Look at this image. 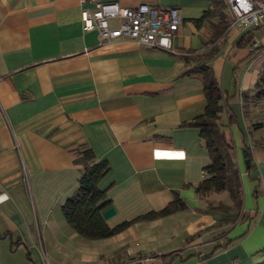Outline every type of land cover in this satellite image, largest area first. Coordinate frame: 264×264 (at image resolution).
<instances>
[{
    "label": "crops",
    "instance_id": "obj_1",
    "mask_svg": "<svg viewBox=\"0 0 264 264\" xmlns=\"http://www.w3.org/2000/svg\"><path fill=\"white\" fill-rule=\"evenodd\" d=\"M100 1L178 9L177 54L125 39L101 43L82 30L81 9L91 3L0 0V264H58V245L72 264H102L108 246L129 243L136 250L114 264L133 255L150 258L142 264L264 263V149L252 143L264 130L248 131L241 102L264 67V22L234 25L228 0ZM200 61L227 102L220 122L241 178L239 217L207 208L230 206L227 193L195 192L210 162L191 124L207 105L192 69ZM81 145L109 166L98 184L115 209L106 224L131 221L109 243L82 237L60 210L77 188ZM177 197L183 209L136 219Z\"/></svg>",
    "mask_w": 264,
    "mask_h": 264
},
{
    "label": "trees",
    "instance_id": "obj_2",
    "mask_svg": "<svg viewBox=\"0 0 264 264\" xmlns=\"http://www.w3.org/2000/svg\"><path fill=\"white\" fill-rule=\"evenodd\" d=\"M208 15L209 12L205 14V17ZM199 63L192 69L202 74L207 105L203 114L194 118L191 124L198 128L199 135L208 150L210 162L204 167V179L196 187L195 192L199 198L203 199H207L210 194L227 193L230 206L219 203L213 207L214 204L208 201L207 208H230L235 211L236 217H239L243 202L242 183L234 161V146L231 140L227 139L220 122L222 111L224 109L228 111L227 102L211 67L207 62L200 61ZM192 69L188 67L185 71L189 73ZM241 102L243 116L249 124L248 131L253 133L264 130V67H262L255 85L241 93ZM252 143L254 146L264 149V136L254 139ZM247 160L246 167L250 171L252 164L249 157ZM74 163L80 168V177L74 194L60 208L65 221L74 231L87 239H105L122 232L130 225L131 221L109 227L101 214L105 208L111 206V202L107 198V189L98 187L99 182L109 171L108 164L105 161H97L92 149L86 145L79 147ZM184 206L182 200L177 197L164 209L158 212H149L136 219L148 220L166 216L183 209Z\"/></svg>",
    "mask_w": 264,
    "mask_h": 264
},
{
    "label": "built area",
    "instance_id": "obj_3",
    "mask_svg": "<svg viewBox=\"0 0 264 264\" xmlns=\"http://www.w3.org/2000/svg\"><path fill=\"white\" fill-rule=\"evenodd\" d=\"M80 2L93 5L92 9L86 7L81 9L82 30L96 31L101 43L125 39L177 54L173 39L182 22L178 9L154 7L147 3L128 8L118 3H103L100 0ZM228 7L234 16V25L256 27L264 22V0H228ZM113 19L118 24L110 27L109 22ZM256 48L257 44L253 43L252 49ZM24 171L26 172L25 169ZM147 261L149 258L137 256L118 264H142Z\"/></svg>",
    "mask_w": 264,
    "mask_h": 264
},
{
    "label": "rangeland",
    "instance_id": "obj_4",
    "mask_svg": "<svg viewBox=\"0 0 264 264\" xmlns=\"http://www.w3.org/2000/svg\"><path fill=\"white\" fill-rule=\"evenodd\" d=\"M53 214H54V210H53ZM61 228L65 229L66 226L63 225V226H61ZM123 238H125V234H123ZM114 239H118V238L110 237V238L103 239L102 241H103V243H105V241H107V243H109V241H115ZM62 240L63 241H69V239H62ZM84 241H85V239H84ZM88 241L92 242L93 240H87V242ZM58 247H59V249L55 250V252L52 255L53 258H55L58 261V264H72L73 259L70 258L69 255H67L65 253V251L61 250V247H64V245H58ZM130 250H132L133 252L136 250L133 243L126 244V246H122L118 249L117 248L111 249L108 246L106 252L104 253V255L102 257V264H114V263L118 262V260L121 257H126V256L128 257L130 254ZM137 256H139V255H133L131 258H128L125 260H132ZM140 257H142V256H140ZM147 258H149V257H147ZM75 264H77V263H75ZM84 264H89V263H84Z\"/></svg>",
    "mask_w": 264,
    "mask_h": 264
},
{
    "label": "water",
    "instance_id": "obj_5",
    "mask_svg": "<svg viewBox=\"0 0 264 264\" xmlns=\"http://www.w3.org/2000/svg\"><path fill=\"white\" fill-rule=\"evenodd\" d=\"M243 155L246 156L245 153H243ZM245 164H246V165L248 164V160H247V159H245ZM114 213H115V209H114L113 207H111V206L105 208V209L101 212V214H102V216H103V218H104L105 220H107V219H109L111 216H113Z\"/></svg>",
    "mask_w": 264,
    "mask_h": 264
}]
</instances>
